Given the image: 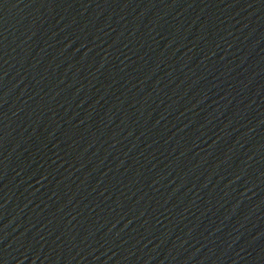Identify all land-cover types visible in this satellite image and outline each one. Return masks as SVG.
I'll return each mask as SVG.
<instances>
[{
    "label": "water",
    "instance_id": "95a60500",
    "mask_svg": "<svg viewBox=\"0 0 264 264\" xmlns=\"http://www.w3.org/2000/svg\"><path fill=\"white\" fill-rule=\"evenodd\" d=\"M0 264H264V0H0Z\"/></svg>",
    "mask_w": 264,
    "mask_h": 264
}]
</instances>
